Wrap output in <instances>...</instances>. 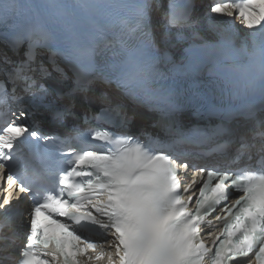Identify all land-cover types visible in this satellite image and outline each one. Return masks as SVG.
<instances>
[{"label":"snow or ice","instance_id":"6c2138e0","mask_svg":"<svg viewBox=\"0 0 264 264\" xmlns=\"http://www.w3.org/2000/svg\"><path fill=\"white\" fill-rule=\"evenodd\" d=\"M123 6L132 8L134 14L129 18H114L110 12L114 5L102 0L23 3L0 0V25L8 29L3 43L16 53L24 48L23 58L18 61H12L6 52L0 51L3 77L0 105L10 100L22 105L25 96H39L43 101L49 93L44 83L38 84V79L61 83L68 78V71L75 76L80 90L82 73L93 69L91 57L99 53L96 49L76 47L72 40L88 26L106 20L122 25V31L103 45V49L119 45L121 50L123 59L112 65L118 87L161 83L151 98L162 117H171L179 103L165 81L160 67L162 57L152 50L162 51L161 46L167 47L174 39L193 41L186 59L197 68L211 65L222 92L231 89L235 95L243 87L264 93V0L211 6V13L229 17L233 12L226 10L236 9L238 18L250 30L243 38L210 20L203 29L206 36L199 32L187 37L170 31L160 34L158 30L153 35L149 12L160 7L154 0H138ZM191 12L190 3L169 0L164 17L166 27L191 28ZM195 40L201 42L197 44ZM37 57L42 58L39 63ZM8 84L12 85L11 92ZM17 86L22 94H17ZM185 104L194 108L199 105L203 109L199 111L201 116L215 117L220 124L187 131L169 124L163 140L151 141H142L126 132L117 135L96 130L91 133L93 139L114 148L100 147L96 151L73 148L67 157L49 149L48 145L58 142L32 126L17 119L7 120L6 126L0 125V181L8 185L0 209L7 213L11 202L24 196L33 204L30 234L26 235L19 257L10 252L19 236L12 218L6 217L11 234L0 232V264H48L42 255L53 257L59 264H81L79 256L104 247L93 242V235L103 238L107 247L113 249L107 253L109 264H242L245 260L251 262V254L255 264H264V166L255 169L245 162L243 168L228 167L243 162L245 151L252 147L242 135L233 137L224 127V122L237 114L236 110L203 104L197 96L187 97ZM65 111L49 101L47 115L52 120L61 119ZM122 111L117 105L101 109V115L119 117ZM240 114L264 127V120H257L254 108ZM25 116L21 108L19 119ZM126 121L125 116L122 123ZM225 136L229 139L215 144L216 152L224 153L228 145L238 143L236 157L225 158L223 168L219 165L198 168L201 179L183 185L189 165L177 164L171 155L164 154V149L214 143L216 138ZM259 152L260 163L264 165V145ZM252 159L249 155L248 160ZM196 187L198 194L186 195ZM234 192L243 195L223 209L224 215L217 217L223 228L210 248L200 239L202 226L211 224L208 218L218 206L226 205ZM193 200L196 204L191 208L189 204ZM41 213L45 214L47 223L38 220ZM109 233L112 239H108ZM49 245L51 250L44 251ZM104 254L101 251L95 259H101Z\"/></svg>","mask_w":264,"mask_h":264},{"label":"bare ground","instance_id":"6f19581e","mask_svg":"<svg viewBox=\"0 0 264 264\" xmlns=\"http://www.w3.org/2000/svg\"><path fill=\"white\" fill-rule=\"evenodd\" d=\"M21 2H26V0H21ZM104 3H108L111 5H114L113 8L110 9V12L112 14V17L122 19V18H127L130 13L133 12L132 8L130 7H124L123 5H131L135 4L138 2V0H102ZM226 11H229L228 9ZM212 16L217 17L218 21L217 23H222L224 27L226 25L224 23L228 22V17L227 15H222V14H214ZM233 26H237L239 29H244V26L238 23V21L233 20L232 21ZM112 27H116L119 30L122 29V25L119 22H111V20H106L104 22L99 23L96 26H88L86 29H84L82 32L77 34L73 40L72 43L76 44L81 38H86L88 37V40L92 35L100 34L105 31H109ZM230 30V29H229ZM191 42H187L186 45L190 44ZM184 50V49H183Z\"/></svg>","mask_w":264,"mask_h":264},{"label":"rangeland","instance_id":"374dc122","mask_svg":"<svg viewBox=\"0 0 264 264\" xmlns=\"http://www.w3.org/2000/svg\"><path fill=\"white\" fill-rule=\"evenodd\" d=\"M211 14L214 15L213 13L206 14V15H209V18L208 19H204V21H202V24H198L200 21H197L194 24L196 26V29L194 31H190L191 30L190 28H184V29H181L180 32H177L176 34H173V35L180 34V35H183V36L187 37V36L192 35V33H194V32H199V34L201 36H206L207 33L205 31H203V29L207 28L209 20H210V22L212 24H215V25L223 27L224 25L222 23H217L218 22V21H216L217 17L215 18V16H211ZM163 33L164 32H162V34ZM181 40L182 39H174L167 47H163V46H161V47L163 48V50L168 51L170 53H179L180 49H178V48H179L180 45L183 44V41H181ZM185 40H187V42H191V43L193 42L192 40H188V39H185Z\"/></svg>","mask_w":264,"mask_h":264}]
</instances>
